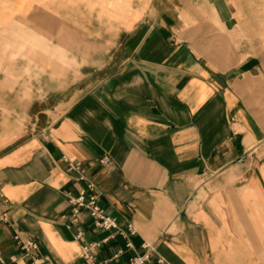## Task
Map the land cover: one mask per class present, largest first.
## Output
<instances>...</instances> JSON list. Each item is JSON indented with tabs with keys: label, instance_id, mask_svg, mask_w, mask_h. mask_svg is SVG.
Masks as SVG:
<instances>
[{
	"label": "crops",
	"instance_id": "obj_1",
	"mask_svg": "<svg viewBox=\"0 0 264 264\" xmlns=\"http://www.w3.org/2000/svg\"><path fill=\"white\" fill-rule=\"evenodd\" d=\"M25 21L34 44L0 71V264H32L17 231L39 264H87L108 235L63 223L83 186L65 158L134 226L122 261L149 243L264 264V0H41Z\"/></svg>",
	"mask_w": 264,
	"mask_h": 264
},
{
	"label": "built area",
	"instance_id": "obj_2",
	"mask_svg": "<svg viewBox=\"0 0 264 264\" xmlns=\"http://www.w3.org/2000/svg\"><path fill=\"white\" fill-rule=\"evenodd\" d=\"M65 159L69 162L70 169L78 173V180L83 182V186L77 195L68 194L71 208L67 214L62 216L63 223L69 229L76 227L75 238L77 240H82L85 236L84 230L79 226L84 214L89 216L90 223L95 228L108 232V235L103 238L83 243L80 258L87 264H112L113 262H117V264H169L165 258L156 254L154 247L149 243L143 244V253L131 256L126 262L121 260L122 256L134 247L131 241V236L135 234L134 226L132 224L122 225L117 216L112 215L101 205L98 186L94 180L84 174L80 161L71 162L67 158ZM101 162L108 163V159L104 158ZM1 208L0 203V210ZM7 220L8 213L3 212L0 215V222ZM119 237L125 240V245L116 248L110 256L98 259L102 250L107 246L112 247ZM14 238L24 254L32 259V264H39L38 251L40 244L33 240H23L18 231ZM13 260L16 261V258L13 257ZM0 262L4 263L1 255Z\"/></svg>",
	"mask_w": 264,
	"mask_h": 264
},
{
	"label": "rangeland",
	"instance_id": "obj_3",
	"mask_svg": "<svg viewBox=\"0 0 264 264\" xmlns=\"http://www.w3.org/2000/svg\"><path fill=\"white\" fill-rule=\"evenodd\" d=\"M35 3L40 6L41 0H0V71L2 62L23 59L25 47L33 46L25 17L32 15Z\"/></svg>",
	"mask_w": 264,
	"mask_h": 264
}]
</instances>
